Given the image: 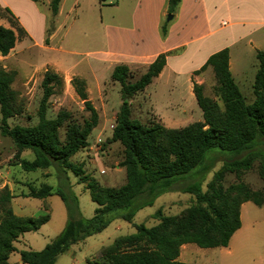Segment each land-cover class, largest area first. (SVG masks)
Here are the masks:
<instances>
[{"label":"trees","instance_id":"obj_1","mask_svg":"<svg viewBox=\"0 0 264 264\" xmlns=\"http://www.w3.org/2000/svg\"><path fill=\"white\" fill-rule=\"evenodd\" d=\"M180 3L181 0H168V15H174ZM49 6L52 14L57 16L61 0H50ZM4 10L16 21L10 9ZM167 26L166 21L162 26L163 36L167 34ZM26 35L24 28L16 22L12 27L0 26V55L8 56ZM167 56V53L159 55L136 81L126 65H117L112 71L111 79L120 83L123 99L111 136V142H118L123 147L120 166L126 171V183L117 188L103 186L86 173L83 163L71 161L89 147L88 139L99 123V114L89 99L86 82L79 77L72 80L76 93L90 113L82 123L66 110H60L55 118L48 117L50 98L63 85V78L48 70L42 81L43 97L37 124L11 126L9 119L23 115L24 106L18 103V93L13 88L15 73L0 68V136L9 138L14 145V165H19L25 172L47 170L54 164L71 171L97 204L92 218L69 220L64 231L42 251H21L24 264H54L57 257L74 244L101 233L111 221V212L130 208L146 191L154 198L173 180L188 175L204 163L213 149L247 154L242 159L226 161L214 174L206 191L194 187L195 202L183 213L165 216L157 211L154 214L159 221L157 225L148 228L136 224L135 233L120 236L101 248L89 264H184L179 261L183 245L227 247L241 228L242 204L264 205V153L255 149L257 143L264 140V50L257 51L259 68L253 84L255 100L249 105L230 70L229 49L211 55L194 75L212 68L217 83L215 95L221 103L205 95L203 85L194 82L193 93L202 110L203 121L182 128H169L158 122L146 124L132 117L131 100L161 74ZM64 127L63 137L61 130ZM28 150L34 153L33 161L22 157ZM257 162L263 181L261 189H254L241 180ZM227 174H234L238 182L225 188L223 183ZM55 193L65 199L62 191L54 192L48 184L40 188L29 186L26 197L46 200ZM13 198L8 187L0 190V264H10L9 258L17 250L15 243L21 235L38 231L51 218V207L46 201L39 216H17L11 207ZM134 214L129 213L124 218L130 221Z\"/></svg>","mask_w":264,"mask_h":264},{"label":"rangeland","instance_id":"obj_2","mask_svg":"<svg viewBox=\"0 0 264 264\" xmlns=\"http://www.w3.org/2000/svg\"><path fill=\"white\" fill-rule=\"evenodd\" d=\"M2 1L8 4L7 7L14 12L17 19L15 21L0 3V26L12 27L13 23L20 25V21H23V26L27 27L26 31L31 35V37L26 35L23 39L24 43L20 41L17 50L10 56L3 58L0 55V68L15 73L13 88L18 93V103L24 106V114L9 119V124L11 126L37 124L45 73L48 70L56 72L53 67H56L57 62L62 63L63 67H73L74 73L82 74L85 78L79 77L86 82L89 97L99 114V123L88 139L89 147L77 153L71 161L83 163L86 173L97 179L103 186L114 188L123 186L126 183V171L120 166L123 160V147L118 142H111L116 114L123 103L121 85L112 81L113 69L95 62L96 57L88 53L98 48L97 37L103 29L102 17L106 22L117 20L119 16H124L131 9L133 0H124L120 10L116 8V4L114 6L108 4V0H61L63 11L57 16L52 14L47 0ZM35 42H42L45 48L35 45ZM46 46L49 47L46 48ZM90 67H95V70ZM146 70L140 67L134 68L133 81L138 80ZM256 72V67L252 65L236 74L237 85L248 105L255 100L253 83ZM58 74L63 78V85L50 98L48 117L55 118L60 110H66L76 121L82 123L90 113L72 84L75 75L73 73ZM198 76H204L203 82L197 80L196 82L203 85L205 95L220 102L214 91L217 84L214 73L208 68ZM187 78V76L183 77V85L179 88H171L166 79L155 84L152 82L144 92L131 100L132 117L146 124L158 122L169 128H182L191 123L203 121L202 110L195 96L189 92ZM174 99L178 102L173 103ZM65 131L64 127L61 130L63 137ZM3 139V150H0L3 151L0 162L2 167L10 165L13 176L20 182L35 181L34 186L23 185L22 190L27 191L29 186L40 188L42 184L47 183L53 187L54 192L62 191L65 195V199L56 193L49 197L52 207L51 219L38 231L21 235L15 243L16 251L18 249L42 251L64 231L69 220L88 219L94 216L97 204L92 201L89 190L79 182L73 172L65 171L56 164L48 170L25 172L20 166L14 165L12 159L8 160L10 150L15 152L14 145L9 138ZM255 149L264 153V140H260ZM246 154L244 152L238 155L223 153L219 149L211 150L204 163L188 175L173 180L154 198L149 191H146L130 208L111 212L109 215L111 221L101 233L74 244L60 254L54 264H89L87 261L92 259L102 246L110 245L120 236L135 233L136 224H143L148 228L157 225L159 221L154 218L157 211H161L165 216L180 215L194 204L196 198L193 192L194 187L206 191L214 174L226 161L242 159ZM23 158L33 161L35 156L28 150ZM4 178H9L5 168L0 170V179ZM241 180L254 189L263 187V181L258 173V162L251 171L242 176ZM236 182L238 179L234 174H227L223 185L228 188ZM21 203L29 205L24 211L25 216H33V214L37 216V205L42 201L32 197L17 196L13 202L14 208L18 210V205ZM246 203L250 209L242 210V231L238 232L233 242L234 255L232 257L225 253L221 255V248H217L206 257H202L199 253L192 254L188 258V264H255L253 257L258 256L264 249V205L259 207L253 202ZM129 213H135L130 221L124 218ZM194 247L201 253L206 251L198 246Z\"/></svg>","mask_w":264,"mask_h":264},{"label":"crops","instance_id":"obj_3","mask_svg":"<svg viewBox=\"0 0 264 264\" xmlns=\"http://www.w3.org/2000/svg\"><path fill=\"white\" fill-rule=\"evenodd\" d=\"M47 1L50 4V0ZM123 1L108 0V4L113 6L116 4V8L120 10ZM30 2L33 3L32 1ZM0 3L3 5V8L8 6L3 1ZM132 4L131 9L124 16H119L117 20L113 19L106 22L102 17L101 26L103 29L100 30L97 37L98 48L96 51L88 53V55L96 57L95 62H99V64L110 69H114L117 65H126L131 70L137 67L147 69L159 55L167 53L166 66L161 74L153 80V83L155 84V82L157 83L166 79V82L170 83L171 88H179L183 85V77L187 76L188 89L191 95H194V82L200 84L198 82H203L204 80V76L194 75V72L199 70L211 55L225 48L229 49L230 70L236 83V74L242 72L243 68L253 65L258 71L257 51L264 50V0H181L171 21L167 20L168 0H133ZM62 11L63 1H61L58 15ZM166 21L168 22L167 34L163 36L162 26ZM23 24L24 22L20 21V25L26 31L27 27L25 28ZM27 35L31 37L29 32ZM23 39L17 42L15 49L8 56L17 50L19 42L23 41ZM35 45L45 48L42 42H35ZM48 47L46 46V48ZM55 66L53 68L58 73H73L75 77L84 78L82 74L74 73L72 71L73 67H63V64L59 62ZM90 68L95 70V67ZM209 69L213 72L211 67ZM149 96L151 98V95ZM176 102L178 100L175 101L174 99L173 103ZM3 144L4 139L0 136V150H3ZM10 151L8 160L13 159L15 153L13 150ZM2 153L3 151H0V162L2 160ZM3 168L6 169L9 178L0 179V190L6 187L11 190L14 195L11 207L17 216H39L43 212L45 201L51 207L49 198H47L46 200H41L42 203L37 205V216L34 214L33 216H25L24 211L29 206L26 203L19 204L18 210H16L13 202L17 196L31 198L26 197L29 193V187L27 191L22 190L21 187L23 185L34 186L33 183L35 181L20 182L13 176V170L10 168V165L2 167L0 163V170ZM244 208L250 209L248 203L245 202L241 206V223L243 222L242 210ZM242 225L232 236L227 247H218L221 248V255L224 253L229 257L234 255V249L232 250V246H234L233 242L238 232L242 231ZM194 246L196 245H183L179 261L188 264V258L192 254L198 255L199 253L202 257H206L207 254L213 252V249H217L203 248L206 250L202 251L206 253L204 254L201 251H197ZM103 247L105 246L101 248ZM21 251L25 250L18 249V251L11 254L9 258L10 264H24L21 259ZM95 255H93L90 261L93 260ZM253 261L255 264H264V249L260 251L258 256L253 257ZM87 262L89 263V260Z\"/></svg>","mask_w":264,"mask_h":264},{"label":"water","instance_id":"obj_4","mask_svg":"<svg viewBox=\"0 0 264 264\" xmlns=\"http://www.w3.org/2000/svg\"><path fill=\"white\" fill-rule=\"evenodd\" d=\"M172 19H173V15L172 14L168 15L167 20L171 21Z\"/></svg>","mask_w":264,"mask_h":264}]
</instances>
